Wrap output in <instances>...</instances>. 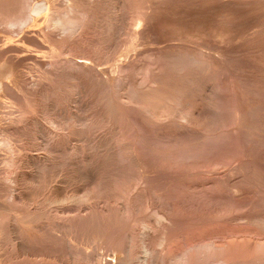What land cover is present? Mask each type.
Masks as SVG:
<instances>
[{
  "label": "rangeland",
  "instance_id": "obj_1",
  "mask_svg": "<svg viewBox=\"0 0 264 264\" xmlns=\"http://www.w3.org/2000/svg\"><path fill=\"white\" fill-rule=\"evenodd\" d=\"M34 1L38 0H30L31 3ZM119 1H107L114 2L115 11L110 6L107 9L116 19L103 15L113 26L116 24L111 27L114 30L94 26L95 33L91 30L93 35L89 32L86 42H80L83 44H80L81 49L87 48L94 58H98L99 63L94 62L97 60L93 63L87 61L105 71L107 74L104 72L103 77L116 75L117 63L127 64L134 59V65L124 72L121 90L116 91L119 94L112 92L105 98L104 86L87 76L83 79V91L80 89L78 94L74 93L76 96L44 91L24 99L21 93L10 87L19 83L18 80L30 85L39 77L40 69L48 66L53 52L45 40L31 46L27 44V50H22L25 53L17 51L20 56L23 53L26 56L17 59V64L13 61L16 59L10 60L12 57H8L7 62L0 60V72L10 68L14 72L10 77L2 78L5 84L2 83L4 88L0 87V93L3 91V95L0 94V154L7 152L4 157L0 156L3 157L0 158V195H3L0 198L12 188L11 192L15 194H12L14 199L11 198L9 206L11 210L17 208L15 212L18 213L14 220H4L0 232V248L4 247V255L0 258H9L7 262L10 264H121L124 257H129L130 264H177L176 251L180 244L193 237L208 239V236L210 241L224 243L223 256L227 261L250 259L256 254V241H264V0H155L154 33L152 36L140 34L139 42L132 45L129 44L130 33L126 31L128 27L120 30V23H124L122 15L127 13L129 17L134 1ZM138 2L144 4L145 0ZM101 20L99 23L104 24L105 20ZM112 43L115 44L112 46ZM186 50L192 55H201L206 59L205 64L180 72L163 60L164 51ZM37 60L40 63L35 62ZM153 61H157L166 74L157 75L156 84L162 95L151 98L149 106L146 97L133 96L130 89L148 86L150 76L147 69L156 67ZM11 63L19 71L13 69ZM7 64L11 67L8 68ZM26 67L29 71L33 69L31 74ZM20 71H25L22 72L23 78ZM77 73L85 76L83 71ZM64 79L66 75L62 74L56 83L49 80L46 82L50 84H43L49 87L59 83L73 84V79ZM16 93L21 96L17 97ZM62 96L67 97L63 99ZM2 98L7 102L10 99L9 105ZM164 102L167 110L163 116L160 104ZM72 116L75 123L79 119V126L72 122ZM85 116L90 119L86 121ZM45 118L51 120L52 126ZM52 120H57L55 124L59 130ZM49 131L55 132L57 138ZM40 133L41 136L44 133V139ZM10 134L14 138H9ZM6 136L11 139L14 156L20 163L16 167L6 164L11 155L8 147L1 143ZM20 165L23 166L19 168ZM5 173L15 176L11 177L14 180H5ZM2 187L7 189L2 190ZM15 217L22 218L15 220ZM198 260L195 259L194 264L220 262Z\"/></svg>",
  "mask_w": 264,
  "mask_h": 264
},
{
  "label": "bare ground",
  "instance_id": "obj_2",
  "mask_svg": "<svg viewBox=\"0 0 264 264\" xmlns=\"http://www.w3.org/2000/svg\"><path fill=\"white\" fill-rule=\"evenodd\" d=\"M107 1H109V0H107ZM107 1L106 0H38V1H34V3H31L30 2V0H0V28H1V33H0V60H2L3 59V61L5 62H7V60H9L11 57V59L10 60H12V59H20L21 57H23V56H25V50H27V49H25V46L27 45V44H31L32 45V43H40L39 41H42V40H45L46 42H48V46L50 47V45H51V47H52V49H51V51L53 52V54H50V55H52V59L51 60H49L48 61V66L47 67H45V65H44V67H43V69H40L41 70V72H39V77L37 78V80L35 79V81L34 80H32V83H31V81L29 82V81H27V82H29V83H31L30 85H25L24 84V82H23V80H21L22 78H23V75H22V72H24L25 73V71H20L21 72V75L20 76H22V78L21 77H19L20 78V80L21 81H16V82H19V83H17L15 86H9L12 90L14 89V90H16L17 92H19V93H21L23 96H24V99H25V97L26 98H28L29 96H32L33 95V97L35 96L34 94H36V93H40L41 94V92H44L45 91V93H46V91L50 94V92H53V93H51V94H53L54 95V92L56 93V92H62L63 94H64V92H67V93H70V94H74V93H77V92H79L80 91V89H82V91H83V87L85 86V83H83V79H85V78H87V76L89 77V78H91L92 77V79H95L96 80V84H97V81H98V83H100L101 85H103L104 87H102L103 88V93H104V96H106L105 98H107L108 96H110L111 94H112V92H116V91H119V89H120V87H122L121 86V82H122V84H123V79L125 78V70H126V68L127 67H132V64L134 63L133 61H134V59L131 61V62H129V63H127V64H123V63H117V73H115L116 75H113V76H106V77H103L102 75L104 74V72L105 71H101L100 69L98 70L97 68H95V65H93V64H90V63H88V61L87 60H89V62H90V60L92 61V63H93V61L94 60H97L98 58H94V56H92L93 55V53H90L89 51H88V49L87 48H85V47H83V49H81L80 47V42H82V43H84V42H86V39L87 38H89V37H87L88 35H89V32H91V30H92V28L94 27V26H99V27H101V28H104V29H106L107 31H111V30H114V29H112L111 27L113 26V23H111V21L109 22V20L107 21V20H105L106 19V15H107V17L109 16V18H111V14L109 13L110 11H108V7L109 8H111V9H113L114 10V2H113V4L112 3H107ZM117 2L119 1V0H116ZM122 1V0H121ZM134 1V7H133V9H132V13L130 12V13H128L129 15V17H127L126 16V14L125 15H122V18H123V20H124V23H122L123 21L122 20H120V21H122L120 24H122L121 25V29L120 30H123L126 26L128 27V29H126V31L128 32L129 31V33H130V37H129V39H130V45H132V44H136L137 42H139L138 41V37H139V35L140 34H142L143 35V33H148V34H152V33H154L152 30H154L155 29V24H154V20H156V18H157V15H156V6L155 5H157L156 3V1L155 0H145V3L143 4V3H140V2H138V0H133ZM157 1H159V0H157ZM170 1V0H169ZM181 1V0H180ZM188 1V0H187ZM197 1V0H196ZM112 2V1H111ZM120 2V1H119ZM124 2H126V1H124ZM128 2V1H127ZM131 2V1H130ZM129 2V3H130ZM165 2V1H164ZM172 2V1H171ZM184 2V1H183ZM195 2V1H194ZM128 3V4H129ZM160 3H162V1L160 2ZM185 3V2H184ZM110 4V5H109ZM116 4V3H115ZM127 4V5H128ZM143 4V5H142ZM188 4V3H187ZM120 5V4H119ZM168 5V4H167ZM191 5V4H190ZM160 6V5H159ZM166 6V5H165ZM171 6V5H170ZM167 7V6H166ZM118 8V7H117ZM124 8H126V7H124ZM144 8H146L145 10L146 11H144ZM197 8V7H196ZM120 9H122V8H120ZM130 9V8H129ZM128 9V10H129ZM118 10V9H117ZM123 10H125V9H123ZM178 10V9H177ZM201 10V9H200ZM112 11V10H111ZM115 11V10H114ZM126 11V10H125ZM169 11V10H168ZM182 11V10H181ZM186 11V10H185ZM184 11V12H185ZM119 12V11H118ZM117 12V13H118ZM160 12V11H159ZM183 12V13H184ZM110 15H109V14ZM114 13V12H113ZM112 13V14H113ZM122 13V12H121ZM123 13H125V12H123ZM167 13V12H166ZM189 13V12H188ZM168 14V13H167ZM166 14V15H167ZM103 15H105L104 16V18H103ZM165 15V14H164ZM115 16H116V14H115ZM117 16H120V15H117ZM168 16V15H167ZM114 19H116L117 17H114V16H112ZM160 17V16H159ZM165 17V16H164ZM171 17V16H170ZM162 18V17H161ZM167 18H169V17H167ZM205 18V17H204ZM209 18V17H208ZM100 19H104L105 20V22H104V24H103V22H100L99 23V20ZM114 19H113V21H114ZM196 19V18H195ZM101 20V21H102ZM112 20V19H111ZM159 20V19H158ZM161 20V19H160ZM107 21V22H106ZM117 21V20H116ZM167 21H168V19H167ZM169 21H171V20H169ZM165 22V21H164ZM202 22V21H201ZM102 23V24H101ZM158 23V22H157ZM169 23H171V22H169ZM179 23V22H178ZM185 23V22H184ZM126 24V25H125ZM177 24V23H176ZM189 24V23H188ZM199 24V23H198ZM116 24H114V26H115ZM181 25V24H180ZM185 25H186V23H185ZM195 25V24H194ZM200 25V24H199ZM198 25V26H199ZM113 26V27H114ZM125 26V27H124ZM98 27V28H99ZM118 26H116V28H117ZM120 27V26H119ZM126 27V28H127ZM96 28V27H95ZM94 28V29H95ZM123 28V29H122ZM118 29V28H117ZM120 30H117L118 32L120 31ZM93 31V30H92ZM97 31H99V30H97ZM101 31V30H100ZM99 31V32H100ZM152 31V32H151ZM94 32V31H93ZM98 32V33H99ZM118 32H116L115 31V34L116 33H118ZM209 32V31H208ZM92 33V32H91ZM91 33H90V35H91ZM95 33V32H94ZM103 33V32H102ZM114 33V32H113ZM122 33H123V31H122ZM156 33V32H155ZM16 34H18V37L17 38H15L14 36H17ZM92 35H93V33H92ZM118 35V34H117ZM117 35H116V37H117ZM104 36V35H103ZM107 36V35H106ZM110 36V35H109ZM119 36V35H118ZM152 36V35H151ZM100 37V36H99ZM156 37V36H155ZM96 37H94V39H95ZM111 38V37H110ZM118 38V37H117ZM153 38V37H152ZM106 39V38H105ZM104 39V40H105ZM109 39V38H108ZM116 39V38H115ZM90 40V39H89ZM91 40H93V39H91ZM142 40V39H141ZM151 40V39H150ZM45 41L43 42L44 44H45ZM94 41V40H93ZM115 41V40H114ZM122 41V40H121ZM124 41V40H123ZM122 41V42H123ZM153 41V40H152ZM151 41V42H152ZM95 42V41H94ZM93 42V43H94ZM113 42V41H112ZM117 42H118V39H117ZM159 42V41H158ZM42 43V42H41ZM42 43V45H44ZM88 43V42H87ZM92 43V44H93ZM100 43V42H99ZM98 43V44H99ZM101 43H102V41H101ZM104 43V42H103ZM123 43H125V42H123ZM122 43V44H123ZM157 43V42H156ZM36 44V45H37ZM97 44V45H98ZM110 44H111V42H110ZM115 44V43H114ZM113 43H112V46L114 45ZM145 44V43H144ZM30 45V46H31ZM82 46H83V44H81ZM87 45V44H86ZM89 45V44H88ZM88 45H87V47H88ZM103 45V44H102ZM109 45V44H108ZM119 45H120V43H119ZM139 45V44H138ZM215 45V44H214ZM28 46V45H27ZM27 46H26V48H27ZM41 46V45H40ZM45 46V45H44ZM85 46V45H84ZM92 46V45H91ZM99 46H101V45H99ZM106 46H107V44H106ZM157 46V45H156ZM45 47H47V44H46V46ZM49 47H47V48H49ZM71 47V48H70ZM121 47V46H120ZM125 47V46H124ZM206 47V46H205ZM90 48V47H89ZM92 48V47H91ZM25 49V50H24ZM36 49H38V48H36ZM40 49H41V47H40ZM93 49V48H92ZM97 49V48H96ZM118 49V48H117ZM124 49V48H123ZM155 49H157L158 50V48H155ZM22 50H24V51H22V52H24L23 53V56H20V52ZM48 50V49H47ZM46 50V51H47ZM67 50L69 51V53H67ZM14 51H20L18 54H12V52ZM106 51V50H105ZM128 51V50H127ZM145 51V50H144ZM161 51V50H160ZM9 52L11 53L10 55H8L9 54ZM21 52V53H22ZM28 52V51H27ZM43 52V51H42ZM41 52V53H42ZM117 52V51H116ZM134 52V51H133ZM36 53H38V52H36ZM50 53V52H49ZM112 53V52H111ZM27 54V53H26ZM69 54V55H68ZM92 54V55H91ZM95 54V53H94ZM102 54H103V51H102ZM120 54V53H119ZM128 54V53H127ZM151 54V53H150ZM154 54V53H153ZM159 54V53H158ZM22 55V54H21ZM34 55H36V54H34ZM38 55V54H37ZM54 55V56H53ZM118 55V54H117ZM126 55V54H125ZM162 55V54H161ZM196 55V54H195ZM192 55V54H190L189 52H187V50L185 51V52H173V51H171V52H169V51H164V53H163V60H164V62H165V60L167 61V63L169 62V65H173V67L174 68H177V69H179V71L181 70V69H187L188 67H194V66H199V65H204L205 64V60H204V58L201 56V55ZM104 56V55H103ZM141 56V55H140ZM8 57H10V58H8ZM26 57V56H25ZM42 57V56H41ZM44 57V56H43ZM96 57V56H95ZM98 57V56H97ZM112 57V56H111ZM206 57V56H205ZM33 58V57H32ZM37 58V57H36ZM23 59V58H22ZM28 59V58H27ZM35 59V58H34ZM34 59H32V60H34ZM46 59V58H45ZM80 59V60H79ZM113 59V58H112ZM151 59V58H150ZM159 59H161V58H158V60ZM16 60H13V61H15V63L17 64L19 61L17 60V62H16ZM23 60H25L26 61V59H23ZM23 60H21L22 61V63H23ZM29 60H31L30 59V57H29ZM36 60V59H35ZM39 60V59H38ZM38 60L37 61H35V62H38ZM116 60V59H115ZM136 60V59H135ZM153 60V59H152ZM20 61V62H21ZM24 61V62H25ZM47 61V60H46ZM138 61V60H137ZM31 62V61H30ZM94 62H97V63H99V60H97V61H94ZM209 62H211V61H209ZM13 63V62H12ZM11 63V64H12ZM22 63H21V66L23 67V65H22ZM34 63V62H33ZM38 63H40V62H38ZM139 63V62H138ZM153 63H155V65H156V67H152L151 66V68L150 67H148V69H147V72L149 73V76H150V78H149V83H148V86H146L145 88H140V86H138V87H136V88H132V89H130V93L133 95V96H141V97H146L147 98V101H148V105L149 106H151V104H150V102L152 101L151 100V98H153V99H155L158 95L159 96H161L162 94H160L159 93V86H157V75L159 74V73H161L162 72V74H166V73H163L164 71H163V67H160L159 66V64H158V62L157 61H153ZM31 64H32V62H31ZM34 64H36V63H34ZM46 64H47V62H46ZM210 64H212V63H210ZM210 64H208V66L210 65ZM217 64V63H216ZM243 64V63H242ZM1 65V64H0ZM8 65L9 64H7V67H8ZM15 64H12L11 66L13 67ZM19 65H20V63H19ZM24 65H27V66H30L29 65V63L27 64V63H25ZM40 64H38V66H39ZM134 65V64H133ZM165 65H166V63H165ZM11 66H9L8 68H10ZM33 66V65H32ZM35 66V65H34ZM37 66V67H38ZM43 66V65H42ZM137 65H135V67H136ZM25 67V66H24ZM24 67L22 68V69H24ZM31 67V66H30ZM108 67H109V65H108ZM138 67V66H137ZM16 69V67H13V69ZM18 68H20V67H18ZM27 68V67H26ZM32 68H34V67H32ZM38 68H40V67H38ZM113 68V67H112ZM147 68V67H146ZM3 69H5V68H3ZM10 69H12V68H10ZM10 69H6V70H4V71H1L0 72V87L2 86V83H4V82H2V80L5 78V77H8L10 74H12V73H14V72H12L13 70H10ZM28 69V68H27ZM31 69V68H30ZM130 69V68H129ZM167 69V68H166ZM1 70V69H0ZM17 70V69H16ZM37 70V69H36ZM36 70H34V71H36ZM17 71H19V70H17ZM30 71H33V69H31ZM30 71H29V69L27 70V72H29V74H31L30 73ZM81 71H83V73L82 74H85V76L83 77L82 75H79L77 72H81ZM109 71V70H108ZM191 71V70H190ZM19 72V73H20ZM137 72V71H136ZM181 72V71H180ZM189 72V71H188ZM19 73H17V74H19ZM33 73V72H32ZM106 73V72H105ZM123 73V74H122ZM172 73V72H171ZM185 73V72H184ZM15 74H16V72H15ZM15 74H13V77L15 78L16 76H15ZM35 74V73H34ZM37 74H38V72H37ZM36 74V75H37ZM62 74H65L66 75V79L67 78H71V79H73V84H71L70 83V85H67L66 83H64V85L63 84H60L59 83V85H57V84H55L54 86H52L51 85V87H49V86H45L44 84V82H46V81H49V80H55L54 82L53 81H51V82H53V83H56L57 81H56V79L58 78H60V76L62 75ZM107 74V73H106ZM105 74V75H106ZM112 74H113V72H112ZM176 74V73H175ZM27 75V74H26ZM25 75V76H26ZM35 75V76H36ZM170 75V74H169ZM12 76V75H11ZM24 76V77H25ZM28 76V75H27ZM26 76V77H27ZM34 76V75H33ZM10 77V76H9ZM25 77V80L27 79ZM3 78V79H2ZM33 78V77H32ZM62 78V77H61ZM136 78V77H135ZM163 78V77H162ZM161 78V79H162ZM193 78V77H192ZM191 78V79H192ZM12 78H9V80H11ZM31 79V78H30ZM66 79H64V80H66ZM17 80V79H16ZM24 80V81H25ZM61 80V79H60ZM137 80V79H136ZM7 81V80H6ZM11 81H13V80H11ZM92 81V80H91ZM21 82V83H20ZM59 82H61V81H59ZM72 82V81H71ZM7 83V82H6ZM44 83V84H43ZM47 83H49V82H46V84ZM68 83H69V80H68ZM128 83V82H127ZM5 84V83H4ZM13 83H11V85H12ZM50 84V83H49ZM82 84H84V85H82ZM89 84H91V82L89 81ZM112 84H114V85H112ZM140 84H141V82H140ZM7 85V84H6ZM83 86V87H82ZM87 86V85H86ZM99 87H101L100 85H98ZM3 87V86H2ZM8 87V88H9ZM96 87H97V85H96ZM135 87V86H134ZM4 88V87H3ZM3 88H1V89H3ZM45 88H46V90H45ZM86 88V87H85ZM85 88H84V90H85ZM101 88V89H102ZM91 89V88H90ZM90 89H88V90H90ZM6 90H7V86H6ZM5 90V91H6ZM8 90H10V89H8ZM112 90H115V91H112ZM121 90V89H120ZM99 91V90H98ZM101 91V90H100ZM102 91L100 92V93H102ZM128 91H129V88H128ZM8 92V91H7ZM10 92V91H9ZM85 92H88V91H85ZM171 92V91H170ZM2 93H3V91H2ZM2 93H0V94H2ZM5 93V92H4ZM12 93H14L15 94V91H12ZM44 93V95H46ZM117 93V92H116ZM69 94V95H70ZM78 94V93H77ZM91 94V93H90ZM117 94H119V93H117ZM167 94H169V93H167ZM3 95V94H2ZM5 95V94H4ZM9 95H11V93H9ZM20 95V94H19ZM17 93H16V96L18 97L19 96ZM60 95V94H59ZM58 95V96H59ZM66 95V94H65ZM68 95V94H67ZM75 95V94H74ZM73 95V96H74ZM114 95V94H113ZM116 95V94H115ZM125 95V94H124ZM1 96V95H0ZM15 96V95H14ZM21 96V95H20ZM23 96H22V98H23ZM56 96V95H55ZM72 96V95H71ZM76 96V95H75ZM74 96V97H75ZM79 96V95H78ZM77 96V97H78ZM164 96V95H163ZM175 96V95H174ZM4 97V96H3ZM6 97V96H5ZM33 97H30L31 98V100H32V98ZM42 97V96H41ZM47 97H48V95H47ZM61 97V96H60ZM63 97V96H62ZM64 97H67V96H64ZM64 97H63V99H64ZM69 97V96H68ZM103 97V96H102ZM101 97V98H102ZM165 97H167V96H165ZM179 97H181V96H179ZM8 98V97H7ZM14 98V97H13ZM19 98H21V97H19ZM21 98V99H22ZM49 98H50V96H49ZM52 98V97H51ZM70 98V97H69ZM68 98V99H69ZM80 98V97H79ZM78 98V99H79ZM119 98V97H118ZM3 100H5L4 98H2ZM1 99V100H2ZM16 99V98H15ZM24 99H23V101H24ZM34 99V98H33ZM44 100H46L47 101V99L48 98H43ZM71 99V98H70ZM104 99V98H103ZM252 99V98H251ZM8 100V99H7ZM10 100V99H9ZM9 100H8V102H9ZM14 100V99H13ZM27 100H29V99H27ZM31 100H29V102L31 101ZM36 100V99H35ZM57 100V99H56ZM75 100V99H74ZM108 100V99H107ZM139 100V99H138ZM145 100V99H144ZM6 101V100H5ZM15 101V100H14ZM17 101V100H16ZM20 101V100H19ZM51 101V100H50ZM79 101V100H78ZM80 101H82V100H80ZM109 101V100H108ZM179 101V100H178ZM3 102V101H2ZM7 102V101H6ZM7 102V103H8ZM54 102V101H53ZM52 102V103H53ZM56 102V101H55ZM76 102V101H75ZM14 103V102H13ZM23 103V102H22ZM31 103V102H30ZM36 103V102H35ZM78 103V102H77ZM12 104V101H11V103H10V105ZM25 104H26V106H25V108L27 107V102H25ZM24 104V105H25ZM29 104V103H28ZM42 104H44V103H42ZM55 104L56 103H54V106H55ZM58 104V103H57ZM104 104H106V103H104ZM111 104V103H110ZM109 104V105H110ZM7 105H9V103L7 104ZM15 105V104H14ZM18 105H19V103H18ZM65 105V104H64ZM69 105V104H68ZM142 105V104H141ZM161 105H162V111L160 112L161 114H163V116H164V114H166V111L165 110H167V103L166 102H164V103H162V104H160V107H161ZM178 105V104H177ZM20 106V105H19ZM30 106H32V105H30ZM36 106V105H35ZM53 106V105H52ZM118 106V105H117ZM143 106V105H142ZM18 107V106H17ZM21 107V106H20ZM47 107H48V105H47ZM102 107V106H101ZM104 107H107L106 105L104 106ZM145 107H147V105H145ZM10 108V107H9ZM15 108V107H14ZM56 108V107H55ZM64 108V107H63ZM148 108V107H147ZM173 108V107H172ZM230 108V107H229ZM6 109V108H5ZM16 109V108H15ZM20 109V108H19ZM27 109V108H26ZM50 109V108H49ZM52 109V108H51ZM50 109V110H51ZM59 109V108H58ZM85 109V108H84ZM105 109V108H104ZM169 109V108H168ZM174 109V108H173ZM1 110V109H0ZM7 110V109H6ZM18 110V109H17ZM29 110H32V109H29ZM87 110V109H86ZM110 110V109H109ZM146 110H148V109H146ZM145 110V111H146ZM158 110H160V109H158ZM176 110V109H175ZM180 110V109H179ZM3 111V110H2ZM8 111H10V110H8ZM7 111V112H8ZM12 111V110H11ZM14 111V110H13ZM19 111V110H18ZM17 111V112H18ZM55 111V110H54ZM58 111V110H57ZM56 111V112H57ZM61 111V110H60ZM20 112V111H19ZM39 112H41V111H39ZM46 112H48V111H46ZM50 112V111H49ZM186 112V111H185ZM1 113H3V112H1ZM43 113H44V111H43ZM54 113V112H53ZM69 113V112H68ZM172 113V112H171ZM178 113V112H177ZM180 113V112H179ZM189 113V112H188ZM5 114V113H4ZM14 114H15V112H14ZM21 114V113H20ZM19 114V115H20ZM25 114V113H24ZM45 114V113H44ZM49 114V113H48ZM51 114V113H50ZM71 115H73V113H70ZM76 114V113H75ZM3 115V114H2ZM17 115V114H16ZM22 115V114H21ZM20 115V116H21ZM46 115H47V113H46ZM58 115V114H57ZM61 115V114H60ZM79 115V114H78ZM89 115V114H88ZM5 116V115H4ZM20 116H18V117H20ZM41 116H43V114L41 115ZM49 116V115H48ZM67 116H69V115H67ZM67 116H65V117H67ZM76 116V115H75ZM153 116V115H152ZM158 116H159V114H158ZM162 116V115H161ZM45 117V116H44ZM47 117V116H46ZM56 117H59V116H56ZM79 117V116H78ZM186 117V116H185ZM6 118V117H5ZM10 118H11V114H10ZM10 118H8V119H10ZM14 118V117H13ZM13 118H11L12 120H14ZM16 118V117H15ZM42 118V117H41ZM51 118V116L48 118V119H50ZM53 119H54V117H52ZM60 118H61V116H60ZM60 118H58V119H60ZM85 118H86V116H85ZM88 118V117H87ZM86 118V121L88 120V119H90V118H88L87 119ZM1 119V118H0ZM47 118H45V120H48ZM55 119H57V118H55ZM64 119V118H63ZM67 119H69V118H67ZM71 120L72 119H74L73 118V116L70 118ZM181 119H182V117H181ZM37 120H40V119H38V117H37ZM75 121H76V119H74ZM74 120H72V122H74ZM77 120L79 121V119L77 118ZM41 121V120H40ZM53 121V120H52ZM57 120H55V122H56ZM62 121H64V120H62ZM77 121V122H78ZM82 121H83V119H82ZM85 121V120H84ZM42 122V121H41ZM46 122V121H45ZM48 122H50V126H52V123H51V120H48ZM54 122V121H53ZM55 122H54V124H55ZM60 122H61V120H60ZM71 122V123H72ZM77 122L75 123L76 124V126L78 125L79 126V124H77ZM89 122H90V120H89ZM241 122V121H240ZM43 123V122H42ZM57 123V122H56ZM63 123V122H62ZM79 123V122H78ZM80 123H81V121H80ZM88 123V122H87ZM16 124V123H15ZM35 124H36V121H35ZM38 124H39V122H38ZM46 124V123H45ZM60 124L61 123H59V127H60ZM64 124V123H63ZM85 124H86V122H85ZM85 124H83V125H85ZM92 124V123H91ZM90 124V125H91ZM8 125V124H7ZM66 125H69L68 123L66 124ZM46 126H48V125H45V127ZM93 126V125H92ZM101 126V125H100ZM36 127H37V125H36ZM38 127H40L41 128V126H38ZM45 127H42V128H44V131H45ZM55 127H56V124H55ZM54 127V128H55ZM58 127V126H57ZM56 127V128H57ZM61 127H62V124H61ZM69 127V126H68ZM71 127H72V125H71ZM86 127V126H85ZM88 127H89V125H88ZM91 127V126H90ZM94 127V126H93ZM34 128V127H33ZM32 128V129H33ZM55 128V129H56ZM63 128V127H62ZM1 129V128H0ZM7 129V128H6ZM58 130H59V128H57ZM64 129V128H63ZM65 129H67V128H65ZM75 129V128H74ZM35 130H36V128H35ZM37 130H39V128L37 129ZM41 130V129H40ZM40 130H39V132H40ZM71 130V129H70ZM76 130V129H75ZM84 130H86V129H84ZM92 130H93V128H92ZM91 130V131H92ZM5 131H7V130H4V132ZM43 131V130H42ZM41 131V132H42ZM43 131V132H44ZM66 131V130H65ZM65 131H63V132H65ZM90 131V130H89ZM1 132V131H0ZM3 132V133H4ZM9 132V131H8ZM38 132V133H39ZM50 132V131H49ZM51 132H52V130H51ZM50 132V133H51ZM76 132V131H75ZM12 133V132H11ZM19 133V132H18ZM37 133V132H36ZM49 133V134H50ZM66 133V132H65ZM1 134H2V132H1ZM4 134H7V133H4ZM4 134H3V136H4ZM9 134V133H8ZM15 134V133H14ZM32 134V133H31ZM52 134V133H51ZM54 134H55V132H54ZM54 134H52L53 136H54ZM74 134H76V133H74ZM33 135V134H32ZM35 135V134H34ZM39 135V134H38ZM42 134L40 133V136H41ZM48 135V134H47ZM47 135H45V136H47ZM71 135V134H70ZM13 137V135H11L10 134V136H8L9 138L10 137ZM17 136V135H16ZM43 136H44V133H43ZM43 136H41L43 139L45 138V137H43ZM50 136V135H49ZM48 136V137H49ZM56 136V138H57V134L55 135ZM54 136V137H55ZM62 135H60V137H61ZM1 137V136H0ZM7 136H6V138H4L3 137V140L1 139V143H3L4 145H6L7 147H8V150H10V152L9 153H11V155H10V157L9 158H7V163L6 164H9V166H11V167H16V165L19 163H17V160L18 159H16V157L14 156V153H13V143H11V139H9ZM31 137V136H30ZM35 137V136H34ZM36 137H37V135H36ZM47 137V138H48ZM54 137H51V138H54ZM66 137V136H65ZM14 138V137H13ZM17 137H15V139H16ZM19 138V137H18ZM46 138V139H47ZM32 139V138H31ZM35 139V138H34ZM38 139V138H37ZM39 139H41V138H39ZM49 139V138H48ZM48 139H47V141H48ZM14 140V139H13ZM54 140V139H53ZM30 141V140H29ZM35 141H37V140H35ZM22 142V141H21ZM44 143H45V141H43ZM39 143V142H38ZM15 144H17V140H16V143ZM32 144V143H31ZM41 144H43V143H41ZM47 144V143H46ZM50 144V143H49ZM27 144H25L24 146H26ZM34 145V144H33ZM51 145H52V142H51ZM95 145V144H94ZM2 146V145H1ZM47 146V145H46ZM95 147V146H94ZM17 148H19V147H17ZM25 148H27V147H25ZM45 148V147H44ZM47 149L49 148L48 146L46 147ZM50 148H51V146H50ZM49 148V150L51 151L52 149H50ZM96 148V147H95ZM6 149V148H5ZM16 149V148H15ZM47 149H45V150H47ZM85 149V148H84ZM225 149V148H224ZM227 149V148H226ZM26 150V149H25ZM28 150V149H27ZM49 150H48V152H49ZM55 150V149H54ZM70 150H73V149H70ZM86 150V149H85ZM20 151L22 152V149H20ZM2 152V151H1ZM21 152H18V153H21ZM27 152V151H26ZM62 152V151H61ZM7 153V152H6ZM5 153V151H4V153H2V154H0V156H3L4 157V155L3 154H6ZM15 153H17V152H15ZM24 153V152H23ZM49 153H51V152H49ZM223 153V152H222ZM28 154V153H27ZM48 154V153H47ZM231 154V153H230ZM17 155V154H16ZM32 155V154H31ZM67 155V154H66ZM130 155H131V153H130ZM28 156H30V155H28ZM33 156V155H32ZM3 157H0L1 158V160L3 159ZM26 157V156H25ZM67 157V156H66ZM27 159V158H26ZM33 159V158H32ZM73 159V158H72ZM40 160V159H39ZM61 160V159H60ZM204 160V159H203ZM6 161V160H5ZM27 162H28V160H26ZM3 162V161H2ZM21 162H22V160H21ZM24 162V161H23ZM197 162V161H196ZM213 162V161H212ZM42 163V162H41ZM58 163H60V162H58ZM111 163V162H110ZM146 163V162H145ZM5 164V165H6ZM20 164V163H19ZM22 164V163H21ZM46 164V163H45ZM220 164V163H219ZM39 165V164H38ZM42 165V164H41ZM40 165V166H41ZM65 165V164H64ZM79 165V164H78ZM124 165V164H123ZM213 165H214V163H213ZM23 165H20V167L19 168H21ZM198 166H200V165H198ZM205 166V165H204ZM203 166V167H204ZM36 168V167H35ZM40 168H42V167H40ZM208 168H210V166L208 167ZM207 168V169H208ZM213 168V167H212ZM211 168V169H212ZM215 168V167H214ZM5 169V168H4ZM8 169V168H7ZM6 169V170H7ZM37 169H39V168H37ZM190 169V168H189ZM194 169V168H193ZM200 169V168H199ZM10 170V169H9ZM19 170V169H18ZM43 170V169H42ZM12 171V170H11ZM82 171V170H81ZM2 172H4V170H2ZM10 172V171H9ZM13 172H16L15 170L13 171ZM19 172V171H18ZM83 172V171H82ZM17 173V172H16ZM4 174V173H3ZM6 175L4 176L3 175V177H4V179L5 180H10V179H12V178H15V176H11L10 174H8V173H5ZM56 174V173H55ZM79 174V173H78ZM87 174V173H86ZM14 175V174H13ZM80 175V174H79ZM85 175V174H84ZM1 176V175H0ZM12 177V178H11ZM68 177V176H67ZM3 179V178H2ZM3 179V180H4ZM12 180H14V179H12ZM66 180V179H65ZM74 180V179H73ZM16 181V180H15ZM0 182H2L1 181V179H0ZM99 182V181H98ZM9 183V182H8ZM12 183V182H11ZM15 183V182H14ZM165 183V182H164ZM0 184H2V183H0ZM10 184V183H9ZM31 184V183H30ZM5 185V184H4ZM15 185H16V183H15ZM26 185V184H25ZM34 185V184H33ZM96 185V184H95ZM0 186H2V185H0ZM8 186V185H7ZM41 186V185H40ZM10 187V186H9ZM12 187H13V185H12ZM39 187V186H38ZM96 187V186H95ZM154 187V186H153ZM4 187H2V190H6L5 188L3 189ZM14 188H16V187H14ZM20 188V187H19ZM44 188V187H43ZM12 189V188H11ZM11 189H7V191H6V193L4 192V194H5V197L4 198H0V232L2 231V228L4 227V220H6V221H8V220H11V219H13L14 220V216L16 215H18V213L17 212H15V210L17 209V208H15V210L14 209H12L11 210V207L9 206L10 204V202H11V200L12 199H14V198H12L13 196H12V194H15V193H12L11 192ZM86 189V188H85ZM97 189V188H96ZM1 190V191H2ZM90 190V189H89ZM19 191V190H18ZM14 192V191H13ZM28 192H29V190H28ZM27 192V193H28ZM87 192V191H86ZM34 193V192H33ZM71 193V192H70ZM31 194V193H30ZM35 194V193H34ZM74 194V193H73ZM76 194H78V193H76ZM18 195V194H17ZM25 195V194H24ZM85 195V194H84ZM0 196H3L2 194L0 195ZM66 196V195H65ZM68 196V195H67ZM78 196V195H77ZM81 196V195H80ZM25 197H27V196H25ZM71 197H72V195H71ZM74 197H75V195H74ZM79 197V196H78ZM88 196H86V198H87ZM12 198V199H11ZM3 199V200H2ZM23 199V198H22ZM59 199H60V197H59ZM75 199V198H74ZM76 199H77V197H76ZM79 199H81V198H79ZM26 200V199H25ZM27 200H29V199H27ZM51 200V199H50ZM57 200V199H56ZM56 200H54L55 202H56ZM61 200V199H60ZM60 200L58 201V202H60ZM72 200V199H71ZM78 200V199H77ZM41 201V200H40ZM47 201V200H46ZM64 200L62 199V201L61 202H63ZM86 201V200H85ZM94 201V200H93ZM30 202V201H29ZM48 202V201H47ZM50 202H53V200L52 201H50ZM6 203V204H5ZM12 203V202H11ZM13 203H14V201H13ZM32 203V202H31ZM38 203V202H37ZM93 203V202H92ZM29 204V203H28ZM42 204V203H41ZM6 205V206H5ZM20 205V204H19ZM11 206H13L14 207V205H11ZM18 206V205H17ZM27 206V205H26ZM84 206V205H83ZM170 206V205H169ZM12 207V208H13ZM29 207V206H28ZM27 207V208H28ZM34 207V206H33ZM43 206H41L40 208H42ZM73 207V206H72ZM37 208V207H36ZM43 209V208H42ZM45 209V208H44ZM61 210V209H60ZM42 211V210H41ZM95 211V210H94ZM61 212V211H60ZM45 213V212H44ZM21 214V213H20ZM38 214V213H37ZM40 214H41V212H40ZM63 214H64V212H63ZM69 214V213H68ZM68 216V215H67ZM34 216H32V218H33ZM36 217V216H35ZM42 217V216H41ZM40 217V218H41ZM53 217V216H52ZM16 218L17 217H15V220H16ZM20 220H21V218L20 217H18ZM17 218V219H18ZM26 218V217H25ZM28 218H31V217H28ZM28 218H27V220H28ZM44 218H46V217H44ZM47 219H48V217H47ZM46 219V220H47ZM12 220V221H13ZM45 220V219H44ZM257 220V219H256ZM36 221H37V219H36ZM260 221V220H259ZM17 222V221H16ZM15 222V223H16ZM38 222V221H37ZM263 222V221H262ZM64 224V223H63ZM145 226V225H144ZM7 227V226H6ZM13 227V226H12ZM38 227V226H37ZM94 227V226H93ZM45 228V227H44ZM6 231V230H5ZM18 231V230H17ZM7 232V231H6ZM144 232V231H143ZM10 233V232H9ZM148 233V232H147ZM2 234V233H1ZM55 234H57V233H55ZM254 235V234H253ZM2 236V235H1ZM0 236V237H1ZM194 236V235H193ZM11 237V236H10ZM58 237V236H57ZM140 237V236H139ZM217 237V236H216ZM27 238V237H26ZM207 238L208 239H205V237H193V238H190V239H188V240H186L183 244H180V246L178 247V251H176L177 253H178V257H177V260H176V263L177 264H191V263H193L194 264V261H195V259L196 260H198V259H202V261L204 260V261H206V262H219V264H264V241H256V247H255V249H256V254H253L254 256L251 258V257H249L250 259H241V260H239V261H237L236 260V262H229V261H227L225 258H224V256H223V248H224V243H221V244H217V243H215V242H213L212 240L210 241L209 240V237L207 236ZM2 239H4V238H2ZM2 239H1V242H2ZM12 239V238H11ZM19 240V239H18ZM57 240H59V239H57ZM216 240H218V239H216ZM66 241H68V240H66ZM4 243H5V241H4ZM23 243V242H22ZM69 244V243H68ZM5 245V244H4ZM74 245V244H73ZM3 247V246H2ZM7 247V246H6ZM74 247V246H73ZM79 247V246H78ZM144 247V246H143ZM4 248V247H3ZM2 248V249H3ZM21 248V247H20ZM25 248V247H24ZM87 248V247H86ZM140 248V247H139ZM150 248V247H149ZM2 249L0 248V256H2L3 257V255H2ZM6 249V248H5ZM77 249V248H76ZM93 249V248H92ZM175 250V249H174ZM91 251V250H90ZM141 251V250H140ZM8 252V251H7ZM10 252V251H9ZM69 252V251H68ZM75 252V251H74ZM175 252V251H174ZM150 253V252H149ZM143 254V253H142ZM99 255V254H98ZM147 255V254H146ZM149 255V254H148ZM82 256V255H81ZM126 256H128V255H126ZM129 256H131V255H129ZM7 257V256H6ZM74 257V256H73ZM97 257V256H96ZM127 258H129V257H127ZM127 258H125L124 257V259H123V262H121V264H130V262H129V260H127ZM131 258V257H130ZM6 260V261H4V260ZM3 259H1L0 258V264H10V263H8L9 261H8V259L9 258H7V259H5V256H4V258ZM10 259H11V257H10ZM17 259V258H16ZM59 259V258H58ZM87 259V258H86ZM132 259H133V257H132ZM141 259V258H140ZM40 260V259H39ZM95 260V259H94ZM135 260V259H134ZM143 260V259H142ZM145 260H146V258H145ZM8 261V262H7ZM18 261V260H17ZM87 261V260H86ZM122 261V260H121ZM199 261V260H198ZM198 261H196V262H198ZM91 262V261H90ZM205 262V263H206ZM22 263V262H21ZM203 263V262H202ZM120 264V263H119Z\"/></svg>",
  "mask_w": 264,
  "mask_h": 264
}]
</instances>
